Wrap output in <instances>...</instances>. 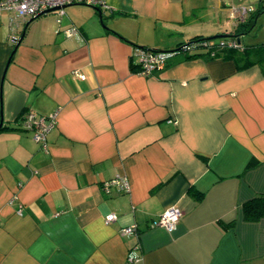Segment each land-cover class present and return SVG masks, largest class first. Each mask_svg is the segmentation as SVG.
Returning <instances> with one entry per match:
<instances>
[{"label":"crops","instance_id":"0c3cea01","mask_svg":"<svg viewBox=\"0 0 264 264\" xmlns=\"http://www.w3.org/2000/svg\"><path fill=\"white\" fill-rule=\"evenodd\" d=\"M97 9L102 26L79 4L0 15V264H264V209L244 211L264 199V43L244 42L264 0ZM232 39L237 50L219 47ZM190 43L139 74L142 48ZM27 113L55 115L44 142ZM116 178L128 193L104 187ZM170 208L173 233L154 227Z\"/></svg>","mask_w":264,"mask_h":264},{"label":"built area","instance_id":"2783aa9c","mask_svg":"<svg viewBox=\"0 0 264 264\" xmlns=\"http://www.w3.org/2000/svg\"><path fill=\"white\" fill-rule=\"evenodd\" d=\"M81 4L93 6L96 8L105 7V0H0V15L5 11H11L16 19H21L28 21L35 18L39 14L56 9L62 8L64 6ZM62 12V10H61ZM251 13V10H237L236 15L241 18L246 17V14ZM74 30H69L68 33H72ZM209 42L205 41L204 46H208ZM240 43L236 39L229 41H223L219 44L221 48L238 49ZM182 50L180 52H188L192 49V44H187L181 46ZM176 53L174 52H155L152 50L141 49L137 52L138 63H139V74L143 76H148L155 71L162 70L166 67L168 60L173 57ZM213 55V54H212ZM84 78V76H80ZM24 128L32 132L33 139L35 141L44 142L46 133L55 124V115H50L48 117H36L34 114L27 113L24 116ZM109 186H116L120 191L124 193L129 192L128 182L124 178H116L112 182H108L104 185L105 188ZM21 214V211H18ZM181 213L170 208L165 210L159 218L154 222V227L163 229L168 233H173L176 230V226L180 220ZM117 216L114 214H109L105 217L104 221L106 223L115 222ZM136 232V226L132 225L120 230L122 235H132ZM136 260V256L130 254L127 258L126 264H132Z\"/></svg>","mask_w":264,"mask_h":264},{"label":"rangeland","instance_id":"374dc122","mask_svg":"<svg viewBox=\"0 0 264 264\" xmlns=\"http://www.w3.org/2000/svg\"><path fill=\"white\" fill-rule=\"evenodd\" d=\"M254 8V7H253ZM255 10V11H254ZM251 9V12H257V9ZM255 23L251 28L248 29V32L245 34L244 42L248 45L261 44L264 43V11L260 12L256 18ZM230 25V24H229ZM226 41V40H225Z\"/></svg>","mask_w":264,"mask_h":264},{"label":"trees","instance_id":"16d2710c","mask_svg":"<svg viewBox=\"0 0 264 264\" xmlns=\"http://www.w3.org/2000/svg\"><path fill=\"white\" fill-rule=\"evenodd\" d=\"M258 13H260V10H259ZM230 37H232V36H230ZM198 41H199V42H197L198 45L204 46V43H205L206 40L205 39H201V40H198ZM253 47H254V49H251V50L263 49V48H261L262 46H253ZM142 49H144V50H151V49H146V48H142ZM152 51L158 52L156 50H152ZM259 208L260 209H264V199H263V201H261L260 205H250V204H248L245 207V210H244L245 211V214H246L245 217L247 218V216H259L260 213H262V211Z\"/></svg>","mask_w":264,"mask_h":264},{"label":"water","instance_id":"95a60500","mask_svg":"<svg viewBox=\"0 0 264 264\" xmlns=\"http://www.w3.org/2000/svg\"><path fill=\"white\" fill-rule=\"evenodd\" d=\"M79 5H81V4H79ZM68 6H70V5H68ZM68 6H64V7H62V8H56V9H52V10L45 11V12L39 14L38 16H36L35 18H39V17L44 16V15L49 14V13H53V12H58V11L64 10V9L67 8ZM86 6H88V5H86ZM89 7L99 11V9H97L96 7H93V6H89ZM260 12H261V11H260ZM258 14H259V13H258ZM99 16H100V20H101L100 23H101V26H102V25H103V19H105V18L102 17V11H99ZM35 18H33V19H35ZM226 37H227V36H219V35H218V36H213V37H211V38H208V39H206V41H207V42H213L214 40L224 39V38H226ZM239 41H240V40H239ZM239 41H238V43H239ZM186 45H187V44H186ZM181 50H182V47H180V48H178V49H176V50H173L172 52L177 53V52H180ZM159 52H161V53H167V52H169V51H159Z\"/></svg>","mask_w":264,"mask_h":264}]
</instances>
